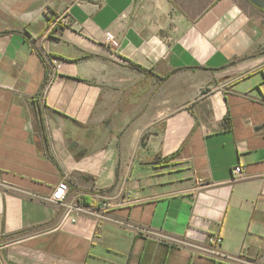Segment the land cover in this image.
I'll return each mask as SVG.
<instances>
[{"label":"crops","instance_id":"1","mask_svg":"<svg viewBox=\"0 0 264 264\" xmlns=\"http://www.w3.org/2000/svg\"><path fill=\"white\" fill-rule=\"evenodd\" d=\"M185 12L0 0V264H264V10Z\"/></svg>","mask_w":264,"mask_h":264},{"label":"built area","instance_id":"2","mask_svg":"<svg viewBox=\"0 0 264 264\" xmlns=\"http://www.w3.org/2000/svg\"><path fill=\"white\" fill-rule=\"evenodd\" d=\"M69 24V20L67 18V14H60L55 17V20L53 22V26H56L59 29H63ZM246 175V167L242 165L235 166L233 168V181L242 180L245 178ZM67 192H68V184L65 180L60 181L56 188L54 189L52 195L50 198H48L47 202L53 206H64L67 198ZM109 204H103L99 209H88L81 207L79 205L70 204L69 209L67 211V216L71 217L72 222H76L77 217L80 215H90L94 217H99V211L101 210H107L109 209ZM209 244L213 247L210 249V253L218 256L224 260L227 261H238L240 264H246L244 261L239 260L238 258L227 256L223 253H221L218 249L221 246L222 239L220 237L212 236L208 239Z\"/></svg>","mask_w":264,"mask_h":264},{"label":"rangeland","instance_id":"3","mask_svg":"<svg viewBox=\"0 0 264 264\" xmlns=\"http://www.w3.org/2000/svg\"><path fill=\"white\" fill-rule=\"evenodd\" d=\"M212 1L213 0H167L169 5V16L170 18L175 17L176 13H179V11L186 13V8L189 9L190 13L198 14Z\"/></svg>","mask_w":264,"mask_h":264},{"label":"water","instance_id":"4","mask_svg":"<svg viewBox=\"0 0 264 264\" xmlns=\"http://www.w3.org/2000/svg\"><path fill=\"white\" fill-rule=\"evenodd\" d=\"M250 4L260 10H264V0H247Z\"/></svg>","mask_w":264,"mask_h":264},{"label":"trees","instance_id":"5","mask_svg":"<svg viewBox=\"0 0 264 264\" xmlns=\"http://www.w3.org/2000/svg\"><path fill=\"white\" fill-rule=\"evenodd\" d=\"M55 17H56L55 14H53V16H51V15L47 16V20H48V22H47V27H49V26L54 22ZM55 27H56V26H55ZM40 128L43 129V123H42L41 120H40Z\"/></svg>","mask_w":264,"mask_h":264}]
</instances>
